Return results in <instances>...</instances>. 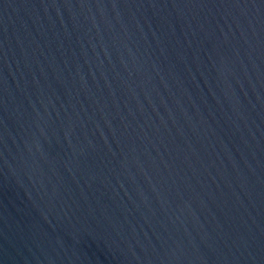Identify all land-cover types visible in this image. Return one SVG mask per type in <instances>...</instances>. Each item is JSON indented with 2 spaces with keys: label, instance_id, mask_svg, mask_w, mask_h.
<instances>
[{
  "label": "water",
  "instance_id": "water-1",
  "mask_svg": "<svg viewBox=\"0 0 264 264\" xmlns=\"http://www.w3.org/2000/svg\"><path fill=\"white\" fill-rule=\"evenodd\" d=\"M0 264H264V0H0Z\"/></svg>",
  "mask_w": 264,
  "mask_h": 264
}]
</instances>
